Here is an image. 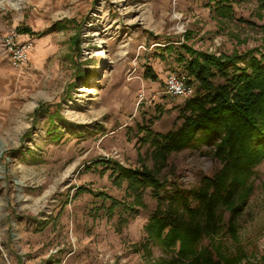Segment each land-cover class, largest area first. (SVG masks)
Instances as JSON below:
<instances>
[{
  "label": "rangeland",
  "instance_id": "374dc122",
  "mask_svg": "<svg viewBox=\"0 0 264 264\" xmlns=\"http://www.w3.org/2000/svg\"><path fill=\"white\" fill-rule=\"evenodd\" d=\"M232 7L221 19L207 0H0V264H163L158 246L150 255L143 247L156 199L147 189L144 206L133 205L104 163L146 167L168 191L196 189L221 168L214 147L201 144L171 152L157 171L138 127L166 133L182 124L186 99L165 94L164 81L186 75L183 44L216 55L264 49V11L255 1ZM21 26L46 34L19 35ZM10 35L27 45L20 66L4 43ZM254 172L235 219L242 264L264 256V159ZM80 187L120 204L111 210L108 200L77 194ZM217 214L225 229L230 213Z\"/></svg>",
  "mask_w": 264,
  "mask_h": 264
},
{
  "label": "trees",
  "instance_id": "16d2710c",
  "mask_svg": "<svg viewBox=\"0 0 264 264\" xmlns=\"http://www.w3.org/2000/svg\"><path fill=\"white\" fill-rule=\"evenodd\" d=\"M232 1L207 0L221 19L233 16ZM245 1H255L257 8L264 11V0ZM16 30L19 35L37 38L46 34L27 26ZM168 47L172 49L173 45ZM181 47L184 54L179 61L184 64L185 82L196 83L203 94L194 93L186 99L181 109L183 122L177 129L154 133L149 125L139 126L140 140L153 148L157 171L165 166L171 152L201 144L214 147L213 154L221 168L213 177H203L196 189L174 186L170 191L165 180L143 166L132 169L106 161L104 170H110L115 182H126L133 205L144 206L147 189L156 199V209L144 225L143 247L147 255L155 245L168 255L163 264H242L246 254L239 246L235 219L253 193L254 167L264 159V49L216 55L184 44ZM144 76L157 80L150 67H146ZM215 79L223 82L216 84ZM83 192L93 191L78 188L77 194ZM92 194L108 200L111 210L112 204H120L105 193ZM133 205L126 206L135 212ZM220 208L231 215L225 229L217 214ZM224 234L234 246L229 255L224 253ZM204 239L207 245L202 244ZM261 260L264 264V256Z\"/></svg>",
  "mask_w": 264,
  "mask_h": 264
},
{
  "label": "built area",
  "instance_id": "2783aa9c",
  "mask_svg": "<svg viewBox=\"0 0 264 264\" xmlns=\"http://www.w3.org/2000/svg\"><path fill=\"white\" fill-rule=\"evenodd\" d=\"M4 43L10 54L11 63L20 66L27 60V45L18 44L15 35L4 39ZM195 85L185 82L184 74H168L164 81V92L172 97L188 99L195 93Z\"/></svg>",
  "mask_w": 264,
  "mask_h": 264
},
{
  "label": "bare ground",
  "instance_id": "6f19581e",
  "mask_svg": "<svg viewBox=\"0 0 264 264\" xmlns=\"http://www.w3.org/2000/svg\"><path fill=\"white\" fill-rule=\"evenodd\" d=\"M91 91H92V90H88V89H86V88H83L81 92H86V93H88V92H91Z\"/></svg>",
  "mask_w": 264,
  "mask_h": 264
}]
</instances>
